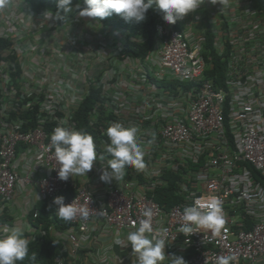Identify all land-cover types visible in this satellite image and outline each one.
I'll list each match as a JSON object with an SVG mask.
<instances>
[{"label":"built area","instance_id":"2783aa9c","mask_svg":"<svg viewBox=\"0 0 264 264\" xmlns=\"http://www.w3.org/2000/svg\"><path fill=\"white\" fill-rule=\"evenodd\" d=\"M9 4L15 10L0 15V226L16 224L2 217L25 193L18 219L28 228L20 226L30 241L45 236L43 222L35 224L36 205L72 187L66 204L76 200L105 213L69 222L64 235L73 257L90 243H114L117 230L122 237L135 230L133 222L138 227L151 207L154 228L168 231L169 256L216 264L217 256L236 253L239 264H264V0L205 3L174 25L160 12L144 57L123 54L125 42L98 20L78 13L66 22L45 20V11L24 0ZM92 91L98 97L88 119L97 155L106 165L110 123L136 125L146 167H129L123 179L105 183L96 161L87 176L62 181L58 168L50 169L58 167L50 137L56 126L80 130L76 114ZM171 173L179 176L181 200L168 206L155 196ZM96 184L101 196L93 193ZM207 195L223 200L222 234L179 233L183 209ZM56 263L72 264L62 256Z\"/></svg>","mask_w":264,"mask_h":264},{"label":"clouds","instance_id":"9594fccd","mask_svg":"<svg viewBox=\"0 0 264 264\" xmlns=\"http://www.w3.org/2000/svg\"><path fill=\"white\" fill-rule=\"evenodd\" d=\"M8 3L9 0H0V8L6 7ZM205 3L221 4L225 7L229 0H83L86 5L84 7L80 3L73 6V0H58L55 13L47 10L43 15L45 20L55 18L66 22L74 10L75 13L79 10L78 15L82 18L102 21L116 14L125 21L134 20L140 23L147 19L149 9H156L163 13L165 22L174 25ZM105 135L109 141L105 148L108 154L106 165V157L103 154L97 155V145L90 133L62 125L56 126L50 137L49 148H54L58 167L50 169L58 168V179L67 181L69 177L87 176L95 162L100 161V180L105 183L120 181L129 167L137 171L145 169V151L139 139L140 129L136 125L125 126L121 122H113L107 127ZM152 135L153 139L148 141L149 144L154 142L155 133ZM52 204L55 206V215L66 222L77 217L87 221L93 213L105 214L104 210L96 212L88 206H80L76 200L66 204L64 196L55 197ZM154 215L153 209L146 207L142 210L143 219L139 221V226L133 222L135 230L129 231L123 237L118 230L115 232L114 245L130 244L133 264H163L166 259H170V264H187L182 256L169 257L165 254L168 231L163 227L154 228ZM225 223L223 200L215 195L200 196L183 209L182 224L177 231L184 236H191L203 229L211 236L218 237L222 234ZM30 243L25 229L19 224L0 226V264H21L26 258L34 261L36 254L29 256ZM216 264H239V257L236 253L220 255L216 258Z\"/></svg>","mask_w":264,"mask_h":264},{"label":"trees","instance_id":"16d2710c","mask_svg":"<svg viewBox=\"0 0 264 264\" xmlns=\"http://www.w3.org/2000/svg\"><path fill=\"white\" fill-rule=\"evenodd\" d=\"M30 6L31 10L37 13L44 12L46 10L56 11V6L58 0H24ZM80 3L82 7L86 6L83 4V0H73V6ZM79 10L75 13L70 14V17L77 14ZM160 11L156 9H149L147 13V19L143 22L137 23L133 21H125L119 15L113 14V16L98 20L104 26H111L115 28H120L131 34L134 40L125 42L123 49V54L144 57L153 48L155 42V27L157 17ZM69 17V18H70ZM5 44V41L0 39V48ZM212 49V48H211ZM212 51H214L212 49ZM214 68L222 75L223 63L220 62L218 58L214 60ZM214 70V71H215ZM96 91H92L91 95L83 102L79 111H77L78 127L80 130L87 131L88 133H93L91 126L89 124V110L91 109L93 103L97 99ZM168 180V185L166 187H161L156 190L155 199L160 203H166L168 206H172L181 200L178 194V185L176 180L179 178L177 174H166L165 177ZM76 193V189L68 187L64 189L60 196L65 197V202L70 197ZM36 209L39 211V216L36 219V223L43 222V226L47 231L45 236L39 237L31 241L29 248L31 256L32 253L36 254V259L33 261L30 258H26L21 264H57L56 258L61 256V244L51 237L50 226H54L58 229H64L69 227L70 223L59 219L55 215V206L49 201L38 202ZM32 215L30 216L31 221Z\"/></svg>","mask_w":264,"mask_h":264},{"label":"crops","instance_id":"0c3cea01","mask_svg":"<svg viewBox=\"0 0 264 264\" xmlns=\"http://www.w3.org/2000/svg\"><path fill=\"white\" fill-rule=\"evenodd\" d=\"M15 7L16 6L9 4L4 8H0V15L2 13H9L10 11H14ZM83 179L85 178L78 177L77 182H80ZM102 187L103 186L101 184L94 185L93 188L94 195L101 196L104 192V189ZM25 196H26L25 193L19 194L17 196V198L9 205L8 211L2 217L3 220L5 219L10 221H15L16 224L28 228L27 226L28 221H26L25 219H18L20 217V213L25 207V203H24ZM29 197L35 199L36 195L34 192H29ZM14 218H16V220ZM96 224L98 226V223ZM68 228L69 227L64 229H58L54 227V229L50 231L51 237L57 240L61 244V249H60L61 256L65 258L67 262H70L72 264H133L134 257L132 256L131 245L129 244L128 246H115L114 243L110 242L111 238L101 243L99 241L90 243L77 256L73 257L67 249L68 241L66 239V236L64 235L65 231ZM94 232L96 233V229L94 230ZM110 245L112 246V249L106 250L105 247ZM165 254L169 256L167 246L165 247ZM104 258H106V260H104ZM163 264H170V259H166L163 262Z\"/></svg>","mask_w":264,"mask_h":264},{"label":"rangeland","instance_id":"374dc122","mask_svg":"<svg viewBox=\"0 0 264 264\" xmlns=\"http://www.w3.org/2000/svg\"><path fill=\"white\" fill-rule=\"evenodd\" d=\"M102 30H107L110 34L112 32V34L114 35L115 38H118L119 40H121L123 42H129V41L133 40L130 33H127L126 31H124L120 28H114L111 26H106V27L102 28Z\"/></svg>","mask_w":264,"mask_h":264}]
</instances>
